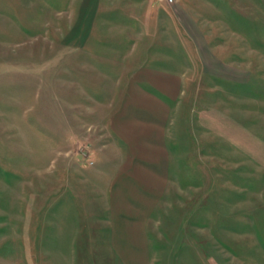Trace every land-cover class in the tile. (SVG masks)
<instances>
[{"label": "rangeland", "instance_id": "rangeland-1", "mask_svg": "<svg viewBox=\"0 0 264 264\" xmlns=\"http://www.w3.org/2000/svg\"><path fill=\"white\" fill-rule=\"evenodd\" d=\"M213 1L201 31L222 63L203 67L181 29L94 17L93 0H0V264H264V0L238 18ZM141 64L180 80L138 88ZM128 87L148 95L127 116L141 147L118 135ZM127 152L162 176L151 204L131 180L117 209Z\"/></svg>", "mask_w": 264, "mask_h": 264}, {"label": "crops", "instance_id": "crops-1", "mask_svg": "<svg viewBox=\"0 0 264 264\" xmlns=\"http://www.w3.org/2000/svg\"><path fill=\"white\" fill-rule=\"evenodd\" d=\"M93 13L92 16L94 17L98 15L99 17L101 14L104 15L105 12L107 14L120 17L124 19V23L126 19L129 21L138 22L139 25L143 27V29H172V32H178V30H182L185 34L187 40L191 44V48L195 54V58L197 62L200 63L203 67H207L210 65H218L222 63V58L219 56L215 49L209 44H207L206 36L201 31L203 29L201 27L200 19L202 16L207 15H215L222 12V8L217 6L216 2L213 0H93ZM231 5L232 13L238 18V14L241 13L240 9L243 7L241 2L244 0H226ZM104 2L108 3L105 6ZM203 16V17H204ZM129 25H125L122 29H128ZM163 58V57H159ZM221 60V61H220ZM220 62V63H219ZM147 64H141L142 68L138 69L134 75H129L127 77V81L137 83V87L139 88V82H149L150 84L155 85L163 90L165 85L163 79H167L169 81H179L180 74L178 71H174L172 69L166 68H150L146 66ZM153 65V64H149ZM155 65V64H154ZM160 84V85H159ZM131 86V85H130ZM129 88V87H128ZM131 88V87H130ZM130 92L125 94L124 96L127 97L126 105L121 106V110L123 111L122 116L119 119V123L117 127L121 130L118 132V135L128 141L129 145H138L142 146V140L140 139H133L130 141L128 136L131 135L130 130L131 126L135 127L134 130L138 133V130L142 129V126L137 128L136 125H130L127 121V116L132 110H138L140 107L147 108V106L143 103L142 97L146 98L145 91L141 88L135 90L136 93H132V89ZM167 89V87H165ZM131 100L134 101V106H132ZM147 100V98L145 99ZM138 108V109H137ZM134 133V132H133ZM134 135V134H133ZM111 144V143H110ZM145 144V143H144ZM113 145V144H112ZM110 157V156H109ZM148 155L143 152L136 153H129L127 152L126 155L122 156L119 159V162L115 168V170L109 174V182L112 183V195H113V204L116 206L117 209H121L122 207H126L125 204V196L126 189L125 185L131 187V180H134V184L140 187H146L148 196L150 197V204L155 199V194H157L158 184L160 182V175L161 174H153L149 173L147 169H143L142 165H147ZM133 178L126 179L127 174H130ZM117 176L118 179L122 177V182L114 183L112 181V176ZM162 176V175H161ZM140 180V181H138ZM140 206V216L137 219L131 220L135 224L136 227V234L140 240L139 232L141 230V223L144 219L145 210L147 211L149 208L148 206ZM123 210V209H122ZM117 216L127 219L128 214L125 216L124 214L116 215V223H120L117 220ZM130 222V221H129ZM130 225L127 223L125 228L129 227ZM124 228V229H125ZM131 232V231H129ZM114 227L112 226L111 229V239L114 238ZM116 237L112 240L113 243L115 242ZM146 256V255H145Z\"/></svg>", "mask_w": 264, "mask_h": 264}]
</instances>
